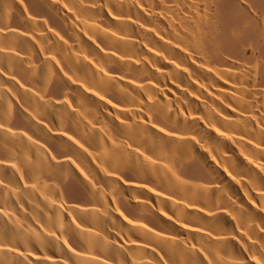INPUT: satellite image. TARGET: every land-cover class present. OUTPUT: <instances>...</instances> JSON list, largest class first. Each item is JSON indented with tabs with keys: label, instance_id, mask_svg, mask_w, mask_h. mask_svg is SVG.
<instances>
[{
	"label": "bare ground",
	"instance_id": "6f19581e",
	"mask_svg": "<svg viewBox=\"0 0 264 264\" xmlns=\"http://www.w3.org/2000/svg\"><path fill=\"white\" fill-rule=\"evenodd\" d=\"M0 264H264V0H0Z\"/></svg>",
	"mask_w": 264,
	"mask_h": 264
}]
</instances>
